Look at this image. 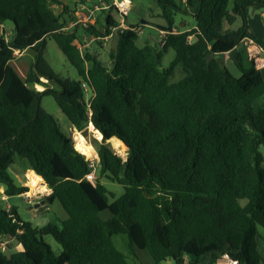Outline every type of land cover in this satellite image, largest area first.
<instances>
[{"label":"trees","instance_id":"1","mask_svg":"<svg viewBox=\"0 0 264 264\" xmlns=\"http://www.w3.org/2000/svg\"><path fill=\"white\" fill-rule=\"evenodd\" d=\"M154 1L166 22L160 30L168 33L161 49L139 47L138 33L119 30L111 11L104 33L84 25L94 38L116 36L107 66L82 53L78 27L66 30L52 8L67 12L63 0H0V24L15 26L14 38L0 42V182L7 197L30 191L8 173L20 158L39 176V185L52 189L45 203L59 202L67 214L61 228H38L16 207L0 209V237L22 246L10 256L0 250V264H131L135 249L147 251L155 264H216L225 253L240 264H264L258 231L264 229V107L252 109L264 95V71L244 67L238 51V79L217 58L245 38L264 46L247 19V9L264 2L235 0L229 10L230 0ZM190 8H196L195 25L180 28L175 18L190 15ZM237 18L242 25L225 31L224 24ZM49 39L77 80L60 79L49 66L44 58ZM29 49L36 60L22 81L10 62L16 51ZM169 50L175 56L162 69ZM179 66L185 76L171 83ZM83 84L93 93L89 101ZM45 96L54 98L74 130L92 124L102 134L95 183L86 179L91 162L42 109ZM111 140L116 149L127 148L126 159L107 145ZM103 178L122 185L124 194L115 199ZM105 211L111 217L104 221ZM121 235L128 239V254L114 243ZM46 236L61 246L59 256Z\"/></svg>","mask_w":264,"mask_h":264},{"label":"rangeland","instance_id":"2","mask_svg":"<svg viewBox=\"0 0 264 264\" xmlns=\"http://www.w3.org/2000/svg\"><path fill=\"white\" fill-rule=\"evenodd\" d=\"M131 7L129 10V14L127 15L125 21L128 25L138 26L141 24L142 20H146L148 24L152 26H161L166 25L165 20H163L160 15V9L157 3L154 0H130ZM235 0H230L229 10H232L234 6ZM264 2V0H258ZM63 5L67 7V12L64 11L63 6L54 5L52 8L54 9L57 15L62 16L63 24L66 30L73 31L76 27H78L77 38L78 44L83 54L90 53L91 55L96 56L100 61H102L105 65H110V54L116 49L117 39L116 36L108 37V38H94L90 34H88L84 25L90 24L95 25L101 33H104L102 25L105 23V19L107 17L108 11H111L113 17L121 23L122 18L118 15L112 0H88L86 4H82L78 0H63ZM88 12V14H86ZM84 16H88V18H83ZM247 19L255 28L264 27V6L260 5L257 7H249L247 9ZM145 21V22H146ZM176 25L180 27L181 24L186 23L187 27L192 28L195 25V20L192 15H177L175 18ZM100 23V24H99ZM7 30L11 33L10 39H13L15 36V26L13 22H6ZM242 25V20L237 18L233 25H229L228 23L224 24L225 31L227 30H237ZM156 33L150 29V27H146L143 29L142 34L139 35V39L137 44L139 47H144L146 45L155 47L157 49H161L162 43L160 39V29H155ZM239 53L242 54V60L244 67H249L250 63L247 60L246 54L243 51L242 45L238 48ZM175 53L173 50H169L167 53H164L161 68H167L172 62ZM44 58L55 72V74L60 79H70L77 80L76 71L72 68V66L67 62L63 53L58 48L56 42L52 39H49L46 44V48L44 50ZM218 59L223 60L225 67L227 70L234 76L235 78H240L242 76L240 70L236 67L234 61L225 60L223 55L217 56ZM31 59L36 60V52L34 50H30L26 56H22L19 60L12 62V66L16 68L17 74L22 76L21 69H17L18 62L26 64ZM35 62V61H34ZM27 68V65H25ZM86 67L89 68L90 64H86ZM185 76L183 69L179 66L176 68L173 76L170 78L171 83H176L180 81ZM44 82V81H43ZM46 83V82H45ZM39 88H42L39 86ZM93 93L91 90L86 89L85 91V99L87 101L91 100ZM41 107L47 113L53 116V118L58 123L61 132L69 137L74 139V135L77 132L74 130L66 118V116L61 112L58 105L56 104L54 98L52 96H45L41 101ZM264 107V95L253 102L252 109L254 112H257L261 108ZM96 130V129H95ZM80 133L86 140L88 144H90L95 152L93 157H88L89 161L96 166L95 175L98 177V153L97 146L102 142V138L99 139L95 131L91 130L90 125ZM75 142V141H74ZM107 145L114 150L115 153L120 155L123 159H126L127 156V148L116 149L114 147L113 141L107 142ZM260 152L263 156V166H264V148H260ZM86 157V158H87ZM16 170H20L23 172H30L27 167V164L24 160L20 158H16V163L12 166L8 173L12 178H14L15 182L19 183V177L16 173ZM101 182L105 185L110 193L115 196V199L121 197L124 194V187L116 182H112L106 178H103ZM40 184V178L37 174L29 173L28 175V187L30 191L24 197L14 196L8 197L7 200L4 193L1 189H6V185L0 182V209L8 210L10 207H16L20 217L25 220L31 222L35 227L41 228L46 226L47 224H52L61 228V221L67 218V214L63 209L62 205L59 202H54V204H45V197H47V188L42 190L38 189V185ZM38 189V190H37ZM37 190V191H36ZM115 199L110 197V201L113 202ZM242 204H245V201H242ZM38 214L42 215L40 219H34ZM111 217L110 212L105 211L101 214L102 220H108ZM260 235V244L259 249L260 253H264V229L258 228ZM45 241L51 246L54 254L59 256L62 253L61 246L55 241L52 236H46ZM116 247L123 252L124 254H128V239L126 236H115L113 238ZM2 245L4 249H2ZM0 250L6 255L10 256L13 253L22 251V246L16 241V239H10L5 237H0ZM131 264H155L154 260L150 256L147 251H141L135 249V256L130 257Z\"/></svg>","mask_w":264,"mask_h":264},{"label":"built area","instance_id":"3","mask_svg":"<svg viewBox=\"0 0 264 264\" xmlns=\"http://www.w3.org/2000/svg\"><path fill=\"white\" fill-rule=\"evenodd\" d=\"M113 5L116 11L118 12V15L122 18V21L119 26V30L120 29L121 30H132L138 33V35L142 34L143 30L140 25L131 26V25H128L127 22L125 21L127 15L129 14L131 2L128 0H113ZM83 18L86 19L88 18V16H84ZM177 32H178L177 29H173L171 33L176 34ZM167 34H168L167 32L162 31V30L160 32V39H161L162 46H164L166 42ZM240 45H242L243 51L246 54L247 60L250 63V65H252L257 71H264V46L257 43L254 39H251V38H245L244 40H242ZM223 56L225 57V60H231L229 58L228 53L223 54ZM83 88L85 91L86 89L90 90L87 84H83ZM89 107L90 106L88 103L87 104L88 110L90 109ZM89 115H91L90 111H89ZM90 166L92 168V172L86 176V179L91 183H95L96 166L93 163H91ZM2 249L5 250L3 245H2ZM216 264H240V263L238 259L233 258L229 253H225L217 260Z\"/></svg>","mask_w":264,"mask_h":264},{"label":"crops","instance_id":"4","mask_svg":"<svg viewBox=\"0 0 264 264\" xmlns=\"http://www.w3.org/2000/svg\"><path fill=\"white\" fill-rule=\"evenodd\" d=\"M128 1H130V0H128ZM112 2H113V0H112ZM131 2V1H130ZM183 2H185V0H183ZM188 12H189V14L190 15H193V14H195V12H196V8H190L189 10H188ZM86 14H88V12L86 13ZM160 16V15H159ZM142 21H146V20H142ZM142 21H141V24H140V26L142 27V30L144 29V28H146V27H150V29H152V31L153 32H155L156 33V31H155V29H160V27H165L166 25H161V26H152V25H150V24H148V22L146 21L145 23H147V24H142ZM248 22H249V20H248ZM187 24L186 23H184V24H181L180 25V28H185V27H187L186 26ZM249 25H250V27H251V30L253 31V33L255 34V36L256 37H258V38H263L264 37V27H262L261 26V28H259L258 29V27L257 28H255L254 26H252V24L249 22ZM175 29V28H174ZM188 29H190V28H188ZM157 34V33H156ZM12 35H11V33L7 30V26L5 25V23L4 24H0V42H1V40L2 39H5V40H11L10 39V37H11ZM29 51H30V49L29 50H25V51H22V52H19V51H16L15 52V54H14V59L10 62V66L13 68V70L17 73V70H16V68H14L13 66H12V62H15V61H17V60H19V58H21L22 56H26L28 53H29ZM34 61H35V59H31L30 61H28L26 64H24V63H19L18 62V65H17V69H21V72H22V76L21 75H19L18 74V76H19V78L22 80V81H25L26 80V77H27V73H28V70H29V66L31 65V64H33L34 63ZM25 65H27V68L25 67ZM42 81H44V83L46 82L47 83V80H45V79H42ZM41 87V86H40ZM38 91H43L44 90V88L42 87V88H39V86H36L35 87ZM16 163V162H15ZM12 166H14V165H12ZM11 166V167H12ZM10 167V168H11ZM9 168V169H10ZM9 169H8V171H9ZM16 173L17 174H19V175H17L18 177H19V180L18 181H20L19 183H17V182H15V180H14V178H13V180H14V182H15V184L17 185V186H25V187H28V175H29V173H33V171H31L30 170V172L28 173V172H23V171H20V170H16ZM10 175V174H9ZM29 188V187H28ZM30 190V189H29ZM40 190H42V189H40ZM46 190H48V192H47V196H49L50 194H51V192H52V189L51 190H49V189H46ZM1 191L4 193V191H5V189H1ZM25 195H27V194H24V195H21V197H24ZM5 196V195H4ZM3 198H5L6 200H7V196H5V197H3ZM46 203H44L43 205H45ZM42 215H40V214H38L37 216H35V218L34 219H40V217H41ZM62 221H64V220H62ZM62 221H61V223H62ZM168 264H170V262H168Z\"/></svg>","mask_w":264,"mask_h":264},{"label":"bare ground","instance_id":"5","mask_svg":"<svg viewBox=\"0 0 264 264\" xmlns=\"http://www.w3.org/2000/svg\"><path fill=\"white\" fill-rule=\"evenodd\" d=\"M90 128H91V130H93V131H95V134H96V136L99 138V139H101V138H103L102 137V134L98 131V130H95V128H94V126L93 125H90ZM74 141H75V145H76V147H77V149L82 153V154H84L86 157L88 156V157H93L94 155H95V152H94V149H93V147L90 145V144H88L87 142H86V140H85V138L80 134V133H78V132H76L75 133V135H74ZM87 157V158H88ZM89 159V158H88ZM44 188H46L45 186H43V185H38V189L40 190V189H44ZM37 189V190H38ZM48 189V188H47ZM36 190V191H37ZM48 191V190H47Z\"/></svg>","mask_w":264,"mask_h":264},{"label":"water","instance_id":"6","mask_svg":"<svg viewBox=\"0 0 264 264\" xmlns=\"http://www.w3.org/2000/svg\"><path fill=\"white\" fill-rule=\"evenodd\" d=\"M229 58L232 60V61H235L236 60V57L238 55V49L235 48L234 50H232L229 54ZM92 125V124H91ZM44 204V202H43Z\"/></svg>","mask_w":264,"mask_h":264}]
</instances>
